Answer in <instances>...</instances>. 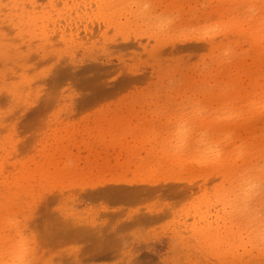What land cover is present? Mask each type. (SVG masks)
<instances>
[{"label":"rangeland","instance_id":"1","mask_svg":"<svg viewBox=\"0 0 264 264\" xmlns=\"http://www.w3.org/2000/svg\"><path fill=\"white\" fill-rule=\"evenodd\" d=\"M80 1L0 0V264H264V0Z\"/></svg>","mask_w":264,"mask_h":264},{"label":"bare ground","instance_id":"2","mask_svg":"<svg viewBox=\"0 0 264 264\" xmlns=\"http://www.w3.org/2000/svg\"><path fill=\"white\" fill-rule=\"evenodd\" d=\"M112 1L113 0H81L80 2H78L80 7L75 8V11H76V14H79L80 11L82 10L85 14H91L92 13V14H95L96 16H98L101 19L108 20L107 19L108 16L111 15L112 13H114V11L110 12V10L113 7L112 6ZM120 3H121V1L119 0L118 4L120 5ZM93 5H94V8H91ZM81 6L83 8H81ZM89 8H91V9H89ZM68 10H69V16H70L71 15V11L74 10V8L69 7ZM73 20H74V18H73ZM108 21L113 22L111 19L108 20ZM66 23H67V25H69V24L71 26L73 25L71 22H66ZM35 24H37V23H35ZM122 27L126 28V27H129V25L125 24V22H124ZM244 179L246 180V183H243L241 185V188L243 189V194H247L249 192V190H248L249 188L246 185L249 184V180L247 178H244ZM202 228H204V231L206 232L207 230H209V228H212V226L210 225L209 222H206V224Z\"/></svg>","mask_w":264,"mask_h":264}]
</instances>
